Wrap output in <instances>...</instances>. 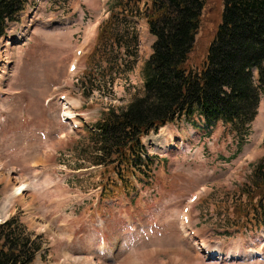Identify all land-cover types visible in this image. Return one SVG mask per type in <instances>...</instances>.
Masks as SVG:
<instances>
[{"label": "rangeland", "instance_id": "1", "mask_svg": "<svg viewBox=\"0 0 264 264\" xmlns=\"http://www.w3.org/2000/svg\"><path fill=\"white\" fill-rule=\"evenodd\" d=\"M106 1L28 0L0 38V223L14 217L36 236L40 249L32 264H264V230L229 239L213 220V199L224 200L264 154V93L243 136L194 115L142 137L147 153L157 158L151 184H137L138 195L102 197L97 169L75 170L78 159L67 145L83 134L82 123L92 127L101 112L125 106L141 90V68L154 40L146 22L132 17L124 46L132 54L123 46L100 47ZM217 15L216 9L203 13L195 60L205 53L200 46L214 34ZM18 33L21 39L14 40ZM100 51L112 54L99 67L105 57ZM74 57L76 67L68 71ZM114 57L119 67L110 76L105 66ZM94 70L104 76L85 98L80 82ZM170 133L179 145L166 149ZM12 170L31 191L3 205L12 191L2 180ZM195 193L207 194L204 205L189 203ZM185 204L190 219L183 226ZM200 244L222 258L206 257Z\"/></svg>", "mask_w": 264, "mask_h": 264}, {"label": "trees", "instance_id": "2", "mask_svg": "<svg viewBox=\"0 0 264 264\" xmlns=\"http://www.w3.org/2000/svg\"><path fill=\"white\" fill-rule=\"evenodd\" d=\"M26 2L0 0V38ZM107 7L111 14L100 27V47H124L132 17L143 19L154 36L141 70V90L125 106L101 112L92 127L84 126V135L67 145L78 159L76 169L99 166L100 195L108 198L133 192L137 183L151 184L154 156L146 152L141 137L167 122L197 114L208 125H227L231 134L249 133L264 93V0H108ZM209 9L218 10L214 34L195 60L196 35ZM124 49L132 54L129 46ZM100 53L109 61L112 52ZM111 61L106 62L110 76L119 67L116 57ZM103 72H85V97L102 81ZM206 195L198 205H204ZM213 204L219 234L235 237L264 228V154L224 200L215 198ZM39 249L36 236L16 218L0 223V264H32Z\"/></svg>", "mask_w": 264, "mask_h": 264}, {"label": "bare ground", "instance_id": "3", "mask_svg": "<svg viewBox=\"0 0 264 264\" xmlns=\"http://www.w3.org/2000/svg\"><path fill=\"white\" fill-rule=\"evenodd\" d=\"M92 30H93V28H92ZM91 30V31H92ZM13 39L14 40H18V39H21V36H20V34L18 33V34H14L13 35ZM165 126H163V127H161L160 129H163ZM179 131V130H178ZM188 134V133H187ZM176 135V134H175ZM184 133L183 134H181L180 133V137H184ZM174 140V136H173V134L172 133H170L169 134V142L164 146L166 149H170V148H173V146H178L179 145V143L178 142H176L175 140ZM164 148V149H165ZM3 168H2V165H0V170H2ZM17 171H15V170H12V171H9L8 172V175H6V177H3V180L2 181H7L8 182V189H10L12 192H11V194L10 195H8L9 197L8 198H6L5 199V201L3 202V205H8V204H10L11 203V201L13 200V199H15V198H17V197H20L21 196V198H23L22 196H24V194L25 193H30V187H31V185H30V187H29V185H28V183H27V181L23 178H19L17 175H18V173H16ZM4 181V182H5ZM26 187V189L24 190V188ZM24 190V191H23ZM221 254V253H220ZM218 252H216V251H208L207 252V256H212V257H214L215 259L216 258H222V254L220 255Z\"/></svg>", "mask_w": 264, "mask_h": 264}]
</instances>
